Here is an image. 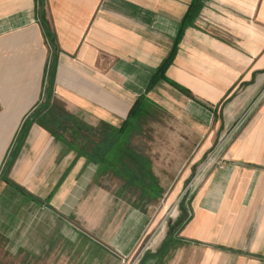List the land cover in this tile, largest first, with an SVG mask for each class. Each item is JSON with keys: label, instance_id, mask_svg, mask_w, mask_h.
<instances>
[{"label": "crops", "instance_id": "0c3cea01", "mask_svg": "<svg viewBox=\"0 0 264 264\" xmlns=\"http://www.w3.org/2000/svg\"><path fill=\"white\" fill-rule=\"evenodd\" d=\"M191 1L0 0V264H264V0H205L171 82L147 91ZM143 93L173 117L169 137L200 140L180 146L196 164L225 140L189 168L188 210L160 238L179 194L153 221L69 143L89 134L74 122L119 127Z\"/></svg>", "mask_w": 264, "mask_h": 264}, {"label": "trees", "instance_id": "16d2710c", "mask_svg": "<svg viewBox=\"0 0 264 264\" xmlns=\"http://www.w3.org/2000/svg\"><path fill=\"white\" fill-rule=\"evenodd\" d=\"M204 3L205 0L191 1L180 23L173 49L153 74L147 86V91L151 90L160 79L171 82L166 76V71L177 53L178 44L184 30L186 27L193 24ZM172 83L188 93L186 89H182L175 82ZM51 93L52 86H47L44 94L45 101L39 103L29 118L38 117L48 111ZM157 111H159V106L151 101L146 96V93H143L136 99L127 118L119 127L110 124H102L97 128H85L78 122H74L78 129L87 131V133L91 134L93 137L87 134L85 138L79 140L73 138L72 142L69 143L74 149L78 150L79 154L85 156L89 161L98 166V176L103 173H112L123 179L124 183L122 188L123 190L125 189V192L137 190L139 191L140 200L145 202L158 200L163 197L164 189L159 185L158 179L152 170V161L149 156L139 152L131 143L132 134L134 132H140L145 121L149 117L155 116ZM53 113L69 115L59 107H55ZM53 130L54 129H52V131ZM81 143L82 146H80ZM186 209L185 207V210ZM184 221L185 218L179 223V226L183 224Z\"/></svg>", "mask_w": 264, "mask_h": 264}, {"label": "rangeland", "instance_id": "374dc122", "mask_svg": "<svg viewBox=\"0 0 264 264\" xmlns=\"http://www.w3.org/2000/svg\"><path fill=\"white\" fill-rule=\"evenodd\" d=\"M151 119H154V121H152ZM175 127L176 124L173 121V117L168 116V114H166L165 112L157 111L155 116L149 117V119L144 123L143 128L140 132H134L131 136V143L139 152L145 155L152 156V158L157 160L156 163H154L155 173L158 176L159 180L166 184V186L163 187L165 192L162 198L145 202L143 200H140L139 191L132 190L125 192V189L123 190L122 186L124 181L122 178L112 173H103L102 175L98 176L99 180L104 185L109 188H113L114 191L121 192V195L125 194L127 196H130L132 202L134 204L136 202L137 207L151 213L153 221L157 220L161 216L162 203H165V201H167L171 195L176 193L179 194L178 198L174 200V203L172 202L171 204H168V209H166L165 214L161 216L162 218L159 219L157 233H155L158 234L159 238L160 236H162L160 234L161 232H163L162 234L168 232V230L170 229V225H174L180 211L188 210L187 205L189 202L188 198L190 196V191H188L186 183L187 179L191 176L189 168H192L194 166L197 168L199 164L201 165L203 163H207L209 157V154L203 156L199 164H196V156L194 154L183 153L184 149L186 151H189L191 148H194L196 145H198L200 140L181 137L175 138L171 137V135L169 137L171 130L174 131L176 129ZM219 144L220 142L216 144L215 148ZM165 146L171 148L172 153L176 152V154L170 153L168 155H154L152 153L154 150H159ZM180 146L181 149L183 148L182 151H180ZM182 181L184 182L183 188L178 187L179 183H181ZM185 207L187 208L186 210ZM155 234L146 236L145 240H143L140 246L141 250L139 251V253L150 241L152 235ZM157 238L158 237H156L155 240ZM139 256L140 255L135 256L134 261L132 260V262H129L127 264H134ZM143 259L144 258L141 257V261Z\"/></svg>", "mask_w": 264, "mask_h": 264}, {"label": "built area", "instance_id": "2783aa9c", "mask_svg": "<svg viewBox=\"0 0 264 264\" xmlns=\"http://www.w3.org/2000/svg\"><path fill=\"white\" fill-rule=\"evenodd\" d=\"M225 142V140H223L215 149V151L208 157V162L211 161L212 159L215 158V155L217 153V151L222 147L223 143Z\"/></svg>", "mask_w": 264, "mask_h": 264}, {"label": "water", "instance_id": "95a60500", "mask_svg": "<svg viewBox=\"0 0 264 264\" xmlns=\"http://www.w3.org/2000/svg\"><path fill=\"white\" fill-rule=\"evenodd\" d=\"M174 228H172V231H173Z\"/></svg>", "mask_w": 264, "mask_h": 264}]
</instances>
